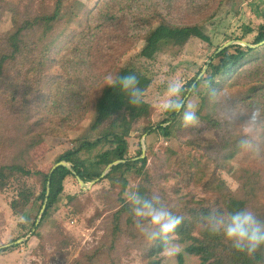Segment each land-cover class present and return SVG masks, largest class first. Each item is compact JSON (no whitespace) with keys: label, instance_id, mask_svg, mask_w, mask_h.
Here are the masks:
<instances>
[{"label":"rangeland","instance_id":"1","mask_svg":"<svg viewBox=\"0 0 264 264\" xmlns=\"http://www.w3.org/2000/svg\"><path fill=\"white\" fill-rule=\"evenodd\" d=\"M55 1L0 0V40L12 27L14 15L24 20L51 10ZM64 7L67 13L80 10V20L63 29L49 67L42 76L31 71L15 78L20 86L18 95L24 97L16 107L21 105L24 110L0 103V133L6 132L15 138L13 146L6 151L0 150V155L5 157V153L12 151L13 155L24 157L33 171L29 176L15 177L0 192V247L25 238L9 245V249L0 250V264H78L79 261L89 264L86 254L96 251H100V258L95 264H145L146 239L136 227L127 228L124 224V232L115 249L110 248L111 214L122 204L118 200L119 187L111 188L106 179H98L84 189L77 176H68L60 200L39 228L31 231L39 207V203L34 204V196L42 190L38 173L49 172L58 155L74 147L76 138L87 135L95 116L93 102L109 81L108 77H113L121 67L137 69L152 78L144 99L153 108L152 121L161 122L167 116L163 102L167 99L168 84L175 80L185 87L209 60L218 61L215 55L218 45L223 46L231 39L238 43L252 41L258 25L264 22L261 14L264 0H64ZM156 18H165L175 24L201 23L212 42L191 37L182 46L170 45L155 53L153 58L143 57L140 54L143 37L157 22ZM247 27L253 31L247 32ZM243 35L244 39H236ZM26 63L25 68L31 70L32 65L28 60ZM256 63L247 62L241 74L227 79L216 95L218 116L234 133L248 134L251 143L264 138V89L258 90L251 100L239 99L236 106L232 103H235L234 98L251 93L253 86L264 82V61L254 70ZM190 93L183 99L184 110L189 106L199 107L200 96ZM3 97L8 96L0 91V101ZM243 101L254 102L249 106L258 120H243L249 115H243L248 105L242 104ZM182 113L180 122H170V136L161 132L143 134V119L132 127L116 122L104 130L107 134L128 132L131 155L145 148L143 157L148 155L147 167L154 191L163 201L168 198L169 207L186 197L193 200L209 197L195 180L188 182L183 178L182 157L199 150L189 139L219 142L222 136L221 130L203 124L200 119L198 125L185 127ZM149 145L153 149L151 154ZM103 149L99 146L82 152L80 158H95ZM223 150L234 151L230 144H224ZM261 167L264 168V163ZM220 172L225 182L236 189L237 181L226 170L220 169ZM128 179L125 192L135 190L139 183L132 176ZM24 187H29L33 194L22 216L14 213L10 203ZM124 193L122 198L126 199ZM71 196L77 198L72 200ZM125 219L126 216L123 221ZM175 243L180 245L181 251L171 264L200 263V257L188 250L190 242L177 239ZM159 256L161 264H165L161 251Z\"/></svg>","mask_w":264,"mask_h":264},{"label":"trees","instance_id":"2","mask_svg":"<svg viewBox=\"0 0 264 264\" xmlns=\"http://www.w3.org/2000/svg\"><path fill=\"white\" fill-rule=\"evenodd\" d=\"M79 12L80 10L67 13L64 0H56L51 10L36 13L24 20L19 19L17 15L13 16L12 27L0 40V91L8 96L2 98L0 101L2 105L24 110L21 105L16 107L17 102H20L24 97L20 98L18 95L20 86L15 78H20L22 73L31 71L41 76L44 74L53 60L52 53L60 44L59 40L63 35V29L72 27V23L80 20ZM261 14L264 16V7ZM156 20L157 22L149 28L143 37L144 45L140 52L143 57L153 58L155 53L170 45L182 46L191 37L212 42L211 36L201 23L175 24L165 18H156ZM246 31L251 32L253 28L247 27ZM239 38L244 39L245 36L236 39ZM262 40H264V22L258 25L254 39L247 42L257 44ZM221 46L218 45L217 49ZM258 46L251 47L233 42L220 51L216 49L215 55L218 61H215V58L211 59L206 71L200 77L201 70L198 71L186 83L181 92L182 101L190 92V94H198L201 98L197 109L200 121L222 131L219 142H204L197 138L189 139V143L196 145L200 151L182 157L183 178L188 182L195 180L203 190L209 193V197L198 200L186 197L180 200L182 205L180 202L173 207L168 206L174 215L184 217L183 223L177 229L178 240L190 242L188 250L200 257L199 264H264V246L253 257H249L234 249L231 242L226 240L222 234L211 233L202 219L214 209L221 214L248 209L253 211L258 219L264 221V168L261 167V164L264 163V138L256 143H251L248 134L234 133L230 128H227L216 111V95L223 89V84L227 79L238 77L247 62H257L254 70L260 68V64L264 61V44L260 45L261 47ZM27 60L32 65L31 70L25 68ZM129 74L136 75L139 81L138 87L143 91V102L139 105H132L128 95L119 86H107L110 81L103 85L93 102L95 116L87 135L79 139L76 138L74 147L68 148L56 157V162L65 160L71 163L72 168L60 165L51 173L50 171L38 173L41 177L42 190L34 196V204L39 203V207L32 221L31 231L34 232L39 228L40 223L45 220L51 209L60 200L65 190V179L70 175H78L85 182L106 179L110 182L111 188L119 187L118 200L122 205L111 214V250L115 249L124 232V224L127 228L136 227L131 205L129 201L122 198V195L129 185L128 176L139 181L138 186L134 188L140 195L150 197L155 193L153 179L147 167L148 155L141 157L142 148L136 155L130 154V134L128 132L113 131L107 134L104 130L116 122L132 127L135 122L143 119L144 124L141 128L143 134L161 132L165 136H170V122H180L179 117L185 109V105L178 112L166 110L167 116L161 122L155 123L151 119L153 108L144 99L145 92L152 83V78L127 66L119 68L112 78L115 80L119 76ZM261 89H264V82L261 85L253 86L251 93H244L245 96L234 98L235 103L232 104L236 106V103H240V100L246 98L251 100ZM212 90H215V96H212ZM28 93L29 90L26 91V94ZM242 104H248L247 113L243 115L249 114L248 118L245 117L243 120H258V115L254 111L252 112L249 106L254 102L243 101ZM93 136L96 137L92 139ZM14 142L15 138L12 139L6 132L4 135L0 133V150H8ZM224 144H230L234 151L230 153L224 151ZM99 146H103L104 149L95 158H80L82 152L91 151ZM148 151L150 154L153 152L151 145L148 146ZM3 157L0 155V192L7 188L15 177L29 176L33 173L24 157L15 156L12 151L5 153V157ZM116 160L121 161L112 164L109 171L102 176L108 166ZM220 169L226 170L237 181L236 189H232L225 182ZM49 180L48 202L40 222L36 224L46 198ZM32 194L33 191L29 187H24L18 192L17 197L10 203L15 214L23 216L27 212ZM74 198L77 197L71 196L72 200ZM166 199L164 200L165 204L168 203ZM30 216H27V219ZM124 216L126 219L123 221ZM144 244L145 264H161L160 243L150 244L146 240ZM9 248V246H4L0 250ZM99 258L100 251L86 254L89 264H95ZM78 264L83 263L79 261Z\"/></svg>","mask_w":264,"mask_h":264},{"label":"clouds","instance_id":"3","mask_svg":"<svg viewBox=\"0 0 264 264\" xmlns=\"http://www.w3.org/2000/svg\"><path fill=\"white\" fill-rule=\"evenodd\" d=\"M108 79L110 83L107 86H119L128 95L132 105L143 102V91L138 87L139 81L135 74L119 76L115 80L109 76ZM182 89L183 85L179 81L174 80L168 84L167 99L163 102L166 110L178 112L184 107L181 99ZM211 94L215 96V90H212ZM182 120L185 127L198 125L200 121L196 107L189 106L184 110ZM124 195L131 205L138 231L150 244L159 242L165 264H171L173 258L181 251L180 245L175 241L178 239L177 229L183 223L184 217L174 215L158 193L149 197L129 190ZM202 219L211 233L222 234L234 249L249 257H253L264 246V221L258 219L251 210L221 214L214 209Z\"/></svg>","mask_w":264,"mask_h":264},{"label":"water","instance_id":"4","mask_svg":"<svg viewBox=\"0 0 264 264\" xmlns=\"http://www.w3.org/2000/svg\"><path fill=\"white\" fill-rule=\"evenodd\" d=\"M233 42H235V40H230V41H228L227 43H225V45L221 46V47L218 49V51H220L223 47H225V46H227L228 44L233 43ZM240 42H241L242 44H244V45H248V46H251V47H256V46H258V45H263V44H264V40H262L261 42H259V43H257V44H253V43H250V42H247V41H244V40H240ZM210 61H211V60H209V61L206 63V65H205V67L203 68V70L201 71L199 77H200V76L202 75V73L206 70V68H207V66H208V64H209ZM144 152H145V148L143 147V153H142L141 157L144 156ZM120 161H121V160H116V161H114L113 163H111V164L108 166V168L102 173V176H104V175L109 171V168H110V166H111L112 164L118 163V162H120ZM60 165L66 166V167H68V168H72V165H71L70 162H67V161H65V160H61V161L56 162V163L53 165V167H52L51 170H50V173L53 172V170H54L56 167L60 166ZM73 172H75V171L73 170ZM77 178H78V180H79L81 186H82L84 189L90 187V186H91L92 184H94L95 181H96V180H93V181H91V182H85V181H84L80 176H78V175H77ZM49 192H50V180L48 181V185H47L46 198H45V201H44V203H43V206H42V208H41V210H40V213H39V216H38V218H37V222H36V224H38V223L40 222L41 218H42V215H43V213H44V210H45L46 205H47V202H48ZM24 239H25V238H19V239H17V240L14 241V242H11V243H9V244H6L5 246H9V245H11V244H13V243H19V242H21V241L24 240ZM0 249H1V247H0Z\"/></svg>","mask_w":264,"mask_h":264}]
</instances>
